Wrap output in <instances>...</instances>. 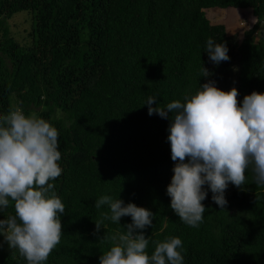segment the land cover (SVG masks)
Wrapping results in <instances>:
<instances>
[{
    "label": "trees",
    "instance_id": "trees-1",
    "mask_svg": "<svg viewBox=\"0 0 264 264\" xmlns=\"http://www.w3.org/2000/svg\"><path fill=\"white\" fill-rule=\"evenodd\" d=\"M209 8L248 10L255 27L264 25V0H0V114L20 108L59 132L62 173L50 182L65 212L45 264H99L111 237L131 223L103 220L107 208L94 207L101 195L154 213L143 230L149 254L156 241L177 236L185 264H264V186L251 169L246 185L229 184L224 209L209 192L203 222L186 225L166 195L174 163L169 120L142 105L148 96L160 106L183 100L206 80L235 87L238 103L264 92L263 37L235 52L237 39L209 21ZM17 15L28 24L22 35L9 24ZM209 37L231 49L228 61L209 60ZM9 214L11 203L0 218ZM0 264H26L3 237Z\"/></svg>",
    "mask_w": 264,
    "mask_h": 264
},
{
    "label": "clouds",
    "instance_id": "clouds-1",
    "mask_svg": "<svg viewBox=\"0 0 264 264\" xmlns=\"http://www.w3.org/2000/svg\"><path fill=\"white\" fill-rule=\"evenodd\" d=\"M204 52L214 65L230 59L226 44L211 37ZM202 69L207 78L209 71ZM238 95L235 87L225 91L206 80L183 100L160 106L157 97L148 96L142 104L149 116L169 120L167 141L174 163L166 195L174 214L190 227L203 222L202 201L208 193L224 209L229 184L246 185L248 169L253 182L264 186V92L253 90L239 103ZM58 137L57 128L36 114L25 115L20 108L0 114V213L10 203L14 209V214L0 218V237L26 264H45L60 243L65 205L50 182L62 173ZM94 207H106L103 220L115 224L124 216L131 218L111 237L114 243L99 256V264H185L177 236L156 241L151 254L147 252L149 237L143 230L152 225L150 209L110 195H101ZM103 220L94 222L96 232Z\"/></svg>",
    "mask_w": 264,
    "mask_h": 264
},
{
    "label": "rangeland",
    "instance_id": "rangeland-1",
    "mask_svg": "<svg viewBox=\"0 0 264 264\" xmlns=\"http://www.w3.org/2000/svg\"><path fill=\"white\" fill-rule=\"evenodd\" d=\"M205 15L212 24L222 25L224 34L237 39L238 46L235 48V52L251 43H256L261 36L264 39V25L255 27V19L248 10L209 8L205 10ZM17 16H14L9 24L14 26L11 27L13 30H19L18 32L22 35L23 30L28 28V24L22 20L21 16ZM233 42L231 41L228 47H231ZM230 50L228 49L229 53Z\"/></svg>",
    "mask_w": 264,
    "mask_h": 264
}]
</instances>
